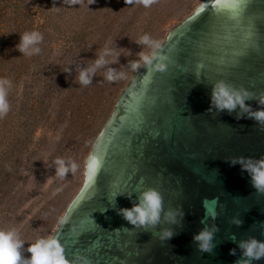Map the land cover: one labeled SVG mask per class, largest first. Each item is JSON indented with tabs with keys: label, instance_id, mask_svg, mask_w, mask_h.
Segmentation results:
<instances>
[{
	"label": "water",
	"instance_id": "95a60500",
	"mask_svg": "<svg viewBox=\"0 0 264 264\" xmlns=\"http://www.w3.org/2000/svg\"><path fill=\"white\" fill-rule=\"evenodd\" d=\"M236 2L240 7L233 11L217 6L216 0H203L166 32L158 51L167 70L156 73L142 65L122 89L91 145L82 187L50 237L60 240L69 260L83 256L89 264H128L140 249L144 253L135 226L121 209L139 205L149 189L160 193L164 207L159 223L140 228L139 235L159 237V226L169 221L168 213L177 214V204L185 215L181 251L167 264H237L243 259L240 242H264V193L252 187L240 163H232L264 159V128L239 106L229 112L212 103L213 87L223 81L251 94L245 100L251 112L264 110L259 103L264 93V0ZM251 39L254 46L243 48ZM92 158L98 167L90 174ZM165 174L180 186L174 196L163 181ZM208 209H214V218ZM234 219L242 223L238 226ZM213 227L212 251H199L194 236ZM251 264H264V258Z\"/></svg>",
	"mask_w": 264,
	"mask_h": 264
},
{
	"label": "rangeland",
	"instance_id": "374dc122",
	"mask_svg": "<svg viewBox=\"0 0 264 264\" xmlns=\"http://www.w3.org/2000/svg\"><path fill=\"white\" fill-rule=\"evenodd\" d=\"M203 0H0V81L8 80L9 111L0 116V230L25 241L49 239L80 191L91 145L136 72L131 64L150 53L139 39L162 43L166 32ZM39 32L41 51L23 55L24 33ZM107 47L116 55L96 69L91 83L78 76ZM124 73L109 82L107 72ZM77 165L64 179L54 160Z\"/></svg>",
	"mask_w": 264,
	"mask_h": 264
},
{
	"label": "clouds",
	"instance_id": "9594fccd",
	"mask_svg": "<svg viewBox=\"0 0 264 264\" xmlns=\"http://www.w3.org/2000/svg\"><path fill=\"white\" fill-rule=\"evenodd\" d=\"M74 2V0H73ZM127 5L140 3L145 8H148L153 3V0H125ZM238 6V5H237ZM235 11V8L232 9ZM43 37L37 32L24 33L21 36V42L18 45L19 51L23 55L32 56L39 54L41 49L37 46L41 43ZM141 44L147 45L152 51L150 53H141L139 62L131 64L133 71L140 68L142 65L146 69H151L152 72L163 73L167 70V64L163 61L166 59L159 54L161 44L148 35H144L139 39ZM116 55L111 49L105 47L100 53L99 58L95 60L94 64L79 73L78 79L80 84L88 85L91 83V76L95 73L96 69L106 65L110 62L106 57H113ZM160 61V62H157ZM124 73L114 74L112 69L107 72L106 79L109 82L123 79ZM8 80L0 81V116L6 115L9 111V104L7 102V92L10 87ZM250 93L244 89H236L230 84L223 81H218L212 91V103L218 110H228L231 112L237 106L244 112H248L249 117L254 119L262 128H264V110H257L251 112L245 105V100L250 97ZM259 103L264 105V93L260 95ZM239 118V117H238ZM233 164L240 163L242 169L249 173L251 178L252 187L259 193H264V159L253 162L251 159L233 160ZM56 167L55 176L64 179L66 174L74 173L77 170V165L69 161L66 166L64 159L57 158L54 160ZM98 167V161L95 158L90 159L88 163V170L91 174ZM213 204L216 201H212ZM207 208V207H206ZM162 211V197L155 189H149L141 194L140 204L131 209H121V214L124 219L131 225L140 228L155 227L160 221ZM174 213H168L167 218L174 222ZM182 215V213H181ZM208 215L211 217L216 216L214 209H208ZM233 223L240 225L242 221L234 219ZM217 231L215 227L211 230L204 229L194 236V240L198 243V250L201 252H211L213 248L212 240L213 233ZM173 237L171 230H164L160 235L161 241L170 240ZM25 241L19 238L18 233L13 230L3 231L0 230V264H89L86 257L76 256L69 260L65 255V248L60 240L53 236L49 239H38L35 243L29 245L26 249L30 256H23L22 249ZM242 250L243 259L237 261V264H251L252 261H258L264 258V242L257 241L256 239H249L242 241L239 244ZM230 255H235V250H230Z\"/></svg>",
	"mask_w": 264,
	"mask_h": 264
},
{
	"label": "flooded vegetation",
	"instance_id": "af4514ba",
	"mask_svg": "<svg viewBox=\"0 0 264 264\" xmlns=\"http://www.w3.org/2000/svg\"><path fill=\"white\" fill-rule=\"evenodd\" d=\"M208 141L211 142V139L208 138ZM163 181L164 183H167L166 185L169 187L168 189L169 195H173L174 191H177L178 188L180 189V186L175 182L174 177L169 174L164 175ZM172 181H174L173 185H168L169 183H172ZM198 187H201L202 193L203 192L209 193L208 188L204 184L200 183L198 186V183H196V188L198 189ZM195 205L193 207V210L196 209ZM163 207L164 206H162V209ZM176 208H177L176 209L177 214L174 216V222L172 220H169L167 223H164L163 226H159V229L163 231L171 230L173 232V237L170 240L161 241L159 237L148 239L142 235H139L138 232L140 230V227L135 226V233L138 234L139 240H140L139 245L144 250L145 255L140 249L139 256L132 257L129 260L128 264H150L151 261L155 259L157 261L152 262L151 264H165V263L167 264L168 262L172 260V258L176 254H178L181 251L182 243L185 237L184 235L185 229H186V227L184 226V223L181 222V219L183 216L185 217V215L182 212V210L179 209L178 204Z\"/></svg>",
	"mask_w": 264,
	"mask_h": 264
},
{
	"label": "snow or ice",
	"instance_id": "6c2138e0",
	"mask_svg": "<svg viewBox=\"0 0 264 264\" xmlns=\"http://www.w3.org/2000/svg\"><path fill=\"white\" fill-rule=\"evenodd\" d=\"M217 6L220 5H224L225 7L229 8V9H233L235 8V10H238L240 7V4L238 2H236V0H233V2H229V0H216ZM238 5V6H237ZM233 15H235V12L233 13ZM254 40L251 39L249 40L248 43H246L243 48L247 49L249 46H254Z\"/></svg>",
	"mask_w": 264,
	"mask_h": 264
},
{
	"label": "bare ground",
	"instance_id": "6f19581e",
	"mask_svg": "<svg viewBox=\"0 0 264 264\" xmlns=\"http://www.w3.org/2000/svg\"><path fill=\"white\" fill-rule=\"evenodd\" d=\"M84 182V181H83Z\"/></svg>",
	"mask_w": 264,
	"mask_h": 264
}]
</instances>
